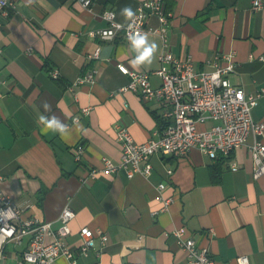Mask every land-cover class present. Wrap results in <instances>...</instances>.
<instances>
[{
	"label": "crops",
	"instance_id": "obj_1",
	"mask_svg": "<svg viewBox=\"0 0 264 264\" xmlns=\"http://www.w3.org/2000/svg\"><path fill=\"white\" fill-rule=\"evenodd\" d=\"M9 1L13 7L0 10V186L23 208L21 216L57 227L59 213L69 204L75 216L65 241L77 264H187L172 234L179 226L209 248L216 264H236L239 255L264 264V175L253 178L246 145L222 160L197 148L183 156L153 154L149 175L128 178L119 170L86 178L102 166V157L120 158L117 125H125L138 142L161 128L155 101L135 91L120 92L130 77L118 67L145 70L152 86H158L153 71L161 39L145 32L158 48L151 65L135 68L131 62L139 53L120 35L100 39L88 34L108 24L104 10H113L115 19L126 23L122 9L131 7L134 13L144 0H91L88 7L77 0ZM163 1L171 12L167 44L176 57L190 56L196 70H213L215 56L232 53L231 82L246 93L264 87V7L252 10L251 0ZM147 24L159 26L155 16ZM97 49L98 56H92ZM53 68L59 73L54 79ZM91 69L94 82L76 83ZM41 115L66 125L63 137L59 130H46ZM252 115L264 121V95ZM77 143L84 146L81 161L73 156ZM159 183L165 184L162 197L171 198L164 209L155 197ZM85 225L109 235L99 256L93 250L79 254L78 230ZM24 246L9 242L1 264H15ZM54 263L69 264L63 256Z\"/></svg>",
	"mask_w": 264,
	"mask_h": 264
},
{
	"label": "built area",
	"instance_id": "obj_2",
	"mask_svg": "<svg viewBox=\"0 0 264 264\" xmlns=\"http://www.w3.org/2000/svg\"><path fill=\"white\" fill-rule=\"evenodd\" d=\"M88 7L91 0H77ZM13 7L9 0H0V10L7 13ZM264 7V0H251V9ZM102 17L108 22L105 27L90 30L88 34L100 39H114L117 35L127 42L130 32H150L162 41L157 60L158 67L153 71L160 78V84L152 86L148 72L129 69L118 64L119 69L128 74L130 80L121 87L120 92L135 91L144 100L155 101L159 108L164 126L153 132L145 141H135L125 125L116 126V140L121 153L118 160L102 157V166L88 172L87 179H93L98 173H114L125 171L128 178L140 173H151L150 156L153 154L183 156L197 148L210 159L226 158L235 149L246 145L252 158V176L264 175V121L253 118L252 110L258 99L264 95V87L253 93H246L238 84L229 79V74L235 72L236 62L233 54L215 56L213 70H196L188 56L182 60L176 57L167 44V24L171 12L165 10L163 0L141 1L132 18L126 23L115 19V12L106 9ZM149 16L158 19L159 26L147 24ZM98 56V49L93 52ZM264 60V56L260 57ZM50 76L58 77L56 69L50 70ZM95 80L94 70H88L78 77L76 83H92ZM89 112V107L82 109ZM74 121L78 117H73ZM253 135V139L250 136ZM76 161H81L84 146L77 143L72 146ZM236 163H231V169H237ZM167 173L172 172L166 169ZM2 175L0 173V181ZM164 183H159L158 194L155 196L166 208L171 198H164L161 191ZM23 208L14 203L11 197L0 186V264L5 247L9 242L24 243V248L15 264H55L57 257H65L69 264H77L74 251L65 241L71 233L70 221L75 214L69 204L59 213L60 226L53 227L50 221L33 216H21ZM79 254L86 256L91 250L99 256L109 243L106 232L95 231L88 226H80L78 230ZM177 246L185 253L187 264H216L209 248L201 245L192 236L186 235L184 226L172 230ZM98 239V247H96ZM140 239V238H139ZM138 239V241H139ZM236 264H251L247 255H239Z\"/></svg>",
	"mask_w": 264,
	"mask_h": 264
},
{
	"label": "clouds",
	"instance_id": "obj_3",
	"mask_svg": "<svg viewBox=\"0 0 264 264\" xmlns=\"http://www.w3.org/2000/svg\"><path fill=\"white\" fill-rule=\"evenodd\" d=\"M122 14L127 18H132L134 13L131 7H125L122 9ZM129 44L131 47L139 53V55L131 62L132 66L138 68L140 65L146 64L151 65L155 52L157 51L158 45L154 41H150L148 34L143 32H130L127 37ZM44 108L46 111L50 110V105L45 103ZM39 122L44 125L46 130L56 131L59 130L61 132V136L63 137V132L66 125H62L59 123L56 117L52 119H47L45 116L41 115L39 117Z\"/></svg>",
	"mask_w": 264,
	"mask_h": 264
},
{
	"label": "trees",
	"instance_id": "obj_4",
	"mask_svg": "<svg viewBox=\"0 0 264 264\" xmlns=\"http://www.w3.org/2000/svg\"><path fill=\"white\" fill-rule=\"evenodd\" d=\"M159 122H160V124H161L160 126H161V128H162V127L164 126V124H165V123H164V120H163V119L161 120V118H159ZM161 128H160V129H161ZM222 159H223V158H219V160H222ZM212 174H213V177H216V176H217V174H216L214 171H212Z\"/></svg>",
	"mask_w": 264,
	"mask_h": 264
}]
</instances>
